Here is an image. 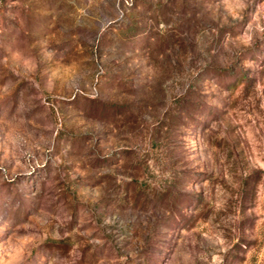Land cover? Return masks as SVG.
Segmentation results:
<instances>
[{"label":"rangeland","instance_id":"obj_1","mask_svg":"<svg viewBox=\"0 0 264 264\" xmlns=\"http://www.w3.org/2000/svg\"><path fill=\"white\" fill-rule=\"evenodd\" d=\"M0 264H264V0H0Z\"/></svg>","mask_w":264,"mask_h":264}]
</instances>
